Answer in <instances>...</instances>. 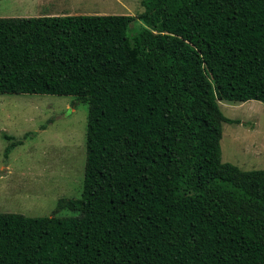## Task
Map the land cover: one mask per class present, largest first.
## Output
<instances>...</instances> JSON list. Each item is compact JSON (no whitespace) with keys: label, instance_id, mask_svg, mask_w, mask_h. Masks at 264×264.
<instances>
[{"label":"trees","instance_id":"obj_1","mask_svg":"<svg viewBox=\"0 0 264 264\" xmlns=\"http://www.w3.org/2000/svg\"><path fill=\"white\" fill-rule=\"evenodd\" d=\"M142 4L0 17V94L88 104L81 196L0 212V264H264V169L222 160L219 105L264 103V0Z\"/></svg>","mask_w":264,"mask_h":264},{"label":"rangeland","instance_id":"obj_2","mask_svg":"<svg viewBox=\"0 0 264 264\" xmlns=\"http://www.w3.org/2000/svg\"><path fill=\"white\" fill-rule=\"evenodd\" d=\"M142 0H0V17L131 14ZM224 115L222 160L264 169V103L219 100ZM88 104L71 95L0 94V212L51 215L61 198L81 196ZM4 135L22 143L11 144ZM60 215L77 214L69 209Z\"/></svg>","mask_w":264,"mask_h":264}]
</instances>
